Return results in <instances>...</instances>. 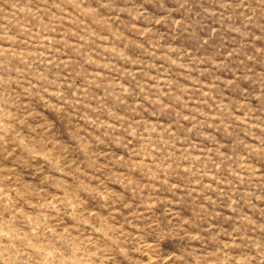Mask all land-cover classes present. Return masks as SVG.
I'll list each match as a JSON object with an SVG mask.
<instances>
[{"label":"rangeland","instance_id":"obj_1","mask_svg":"<svg viewBox=\"0 0 264 264\" xmlns=\"http://www.w3.org/2000/svg\"><path fill=\"white\" fill-rule=\"evenodd\" d=\"M0 264H264V0H0Z\"/></svg>","mask_w":264,"mask_h":264}]
</instances>
